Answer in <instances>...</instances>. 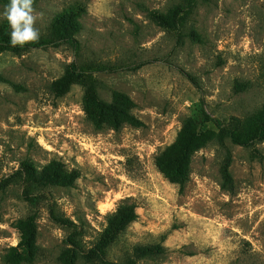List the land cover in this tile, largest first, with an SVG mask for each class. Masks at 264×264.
<instances>
[{
  "label": "rangeland",
  "instance_id": "obj_1",
  "mask_svg": "<svg viewBox=\"0 0 264 264\" xmlns=\"http://www.w3.org/2000/svg\"><path fill=\"white\" fill-rule=\"evenodd\" d=\"M9 3L0 264H264V140L227 136L264 109V0H32L24 47L1 41ZM179 141L173 183L157 160Z\"/></svg>",
  "mask_w": 264,
  "mask_h": 264
},
{
  "label": "trees",
  "instance_id": "obj_2",
  "mask_svg": "<svg viewBox=\"0 0 264 264\" xmlns=\"http://www.w3.org/2000/svg\"><path fill=\"white\" fill-rule=\"evenodd\" d=\"M56 22L59 25H63L66 29H73L75 32L79 31V28L75 27L73 22L72 14H63L56 17ZM1 41L3 43L10 44V36L6 34H1ZM1 45V44H0ZM234 125L231 129L227 131V136L230 138L231 142L234 145L238 146H249L255 141L264 140V109H262L257 114L250 116L244 120L239 118H234ZM180 141L176 142L170 149L171 153H165L162 158L157 160L161 171L165 174L167 178L170 179L173 183H181L182 181V167L188 165L187 150L182 148ZM180 147L182 149H180ZM54 221L59 224H64L69 227H74V224L68 220L60 218L56 211H52ZM134 212V207H126L125 209L121 208L114 218L110 220V227L106 233V243H110L113 239V230L115 227H125L128 223L133 222L136 219ZM73 234L69 236V243L73 244L72 240ZM103 252V250H100ZM67 262H65L66 264Z\"/></svg>",
  "mask_w": 264,
  "mask_h": 264
},
{
  "label": "clouds",
  "instance_id": "obj_3",
  "mask_svg": "<svg viewBox=\"0 0 264 264\" xmlns=\"http://www.w3.org/2000/svg\"><path fill=\"white\" fill-rule=\"evenodd\" d=\"M32 11V0H10L7 5L4 18L11 28L9 41L11 47H24L39 39L40 34L34 28Z\"/></svg>",
  "mask_w": 264,
  "mask_h": 264
}]
</instances>
